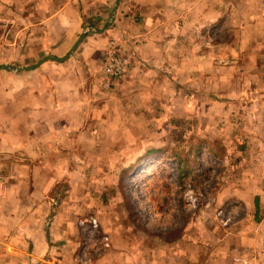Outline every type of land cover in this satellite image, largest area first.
Here are the masks:
<instances>
[{
    "label": "crops",
    "instance_id": "crops-1",
    "mask_svg": "<svg viewBox=\"0 0 264 264\" xmlns=\"http://www.w3.org/2000/svg\"><path fill=\"white\" fill-rule=\"evenodd\" d=\"M115 1L0 0V65L66 55L87 25L104 23ZM111 41L132 63L130 75L115 81L99 69ZM224 63L238 71L232 79L264 86V0H121L111 27L88 34L69 58L21 71L0 68V209H33L32 198L44 196L45 167L59 164L51 152L90 149L96 141L89 135L121 134L132 127L131 112L143 118L153 102L171 100L165 87L177 69L190 81L197 70L205 84L221 85ZM251 100L262 105L264 96ZM252 205L255 218L198 264H264V191L254 193ZM14 220L10 213V227L0 222L10 235L0 241V258L57 264L48 260L54 256L48 239L34 241L31 252L28 239L12 236L25 225Z\"/></svg>",
    "mask_w": 264,
    "mask_h": 264
},
{
    "label": "rangeland",
    "instance_id": "rangeland-1",
    "mask_svg": "<svg viewBox=\"0 0 264 264\" xmlns=\"http://www.w3.org/2000/svg\"><path fill=\"white\" fill-rule=\"evenodd\" d=\"M113 7L102 25L84 31L103 27ZM100 60L104 73L105 54ZM221 71L225 79L217 85L202 82L197 70L190 81L177 69L165 87L171 100L153 102L143 118L131 112V129L83 135L96 141L87 150L51 152L59 164L45 167L44 196L32 198L33 209H0V222L10 227L11 213L25 223L12 236L28 239L31 252L34 241H51L54 256L47 257L57 264L207 260L255 218L253 196L264 191V103L251 100L264 96V86L232 79L238 71L225 63ZM7 236V228L0 230V241ZM3 258L0 264H23Z\"/></svg>",
    "mask_w": 264,
    "mask_h": 264
},
{
    "label": "built area",
    "instance_id": "built-area-1",
    "mask_svg": "<svg viewBox=\"0 0 264 264\" xmlns=\"http://www.w3.org/2000/svg\"><path fill=\"white\" fill-rule=\"evenodd\" d=\"M103 68L105 74L114 80L123 79L131 72L132 63L129 55L115 41H111L105 52Z\"/></svg>",
    "mask_w": 264,
    "mask_h": 264
},
{
    "label": "water",
    "instance_id": "water-1",
    "mask_svg": "<svg viewBox=\"0 0 264 264\" xmlns=\"http://www.w3.org/2000/svg\"><path fill=\"white\" fill-rule=\"evenodd\" d=\"M120 2L121 0H116L115 1V5L111 11V14H110V18L109 20L106 22V24L101 27V28H98V29H94V30H87V31H83L78 39L76 40V42L74 43V45L72 46V48L70 49V51L62 56V57H57L55 55H52V54H49V55H46L43 59H41L40 61H38L37 63L33 64V65H29V66H15V65H7V64H1L0 65V68L1 69H7V70H27V69H33V68H36L38 67L40 64H42L43 62L47 61V60H59V61H63L67 58H69L78 48V46L80 45V43L82 42V40L91 32L93 33H102L104 32L106 29H108V27L111 26L112 24V21L115 19V15H116V12H117V9L120 5Z\"/></svg>",
    "mask_w": 264,
    "mask_h": 264
},
{
    "label": "bare ground",
    "instance_id": "bare-ground-1",
    "mask_svg": "<svg viewBox=\"0 0 264 264\" xmlns=\"http://www.w3.org/2000/svg\"><path fill=\"white\" fill-rule=\"evenodd\" d=\"M150 164V163H149ZM139 174V173H138Z\"/></svg>",
    "mask_w": 264,
    "mask_h": 264
},
{
    "label": "trees",
    "instance_id": "trees-1",
    "mask_svg": "<svg viewBox=\"0 0 264 264\" xmlns=\"http://www.w3.org/2000/svg\"><path fill=\"white\" fill-rule=\"evenodd\" d=\"M258 218V217H257Z\"/></svg>",
    "mask_w": 264,
    "mask_h": 264
}]
</instances>
